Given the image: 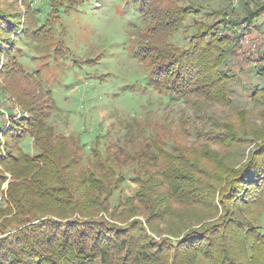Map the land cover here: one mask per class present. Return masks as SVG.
<instances>
[{
	"label": "trees",
	"instance_id": "obj_1",
	"mask_svg": "<svg viewBox=\"0 0 264 264\" xmlns=\"http://www.w3.org/2000/svg\"><path fill=\"white\" fill-rule=\"evenodd\" d=\"M135 2L139 15L149 17L137 49L148 59V83L172 100L187 95L193 104L197 98L225 100L229 77L218 65L227 50L222 46L225 39L216 36L217 23L224 20L195 24L189 46L181 49L168 38L193 6L173 0ZM79 3L45 0L56 14ZM263 12L264 2L244 19L250 24ZM47 18L31 32L33 37L51 33L53 23ZM19 26V16L0 13V56L4 53L10 61L4 70L8 89L27 112L0 138V192L9 175L6 195L14 207L0 206V264H264V227L258 224L264 213V142L237 167L218 163L223 157L209 148L204 153L215 164L210 168L199 158L173 154L171 167L141 170L133 178L139 185L136 194L119 204L121 210L118 205L109 209L124 177L105 161L77 175L76 150H68L63 136L52 141L44 98L50 99V93L23 84V70L10 57V36L18 34ZM258 67L264 75V65ZM251 102L264 105V87L253 88ZM226 130L217 138L240 141L235 130ZM25 136L38 146L36 155L22 149ZM158 153L166 154L163 148ZM159 188L162 192L156 191ZM176 203L198 205L208 213L178 212ZM138 213L142 219L126 222Z\"/></svg>",
	"mask_w": 264,
	"mask_h": 264
},
{
	"label": "rangeland",
	"instance_id": "obj_2",
	"mask_svg": "<svg viewBox=\"0 0 264 264\" xmlns=\"http://www.w3.org/2000/svg\"><path fill=\"white\" fill-rule=\"evenodd\" d=\"M79 2L56 14L45 0H0V13L19 16L21 32L10 36V57L23 70V84L43 95L45 91L50 93V99L44 96L48 107L46 124L53 128V142L63 136L68 150H76L77 175L105 161L124 177L114 190L109 209L118 205L116 208L121 210L123 206L119 204L136 194L139 185L133 178L141 170L171 167L173 154L199 158L201 165L210 168L215 164L204 153L209 148L223 157H218V163L224 161L237 167L264 142V137L253 135L264 136V105L251 102L253 88L264 87V75L258 67L264 65V12L250 24L244 19L264 0H173L182 6H193V12L169 36L173 46L187 48L195 24L224 20L217 23L216 36L225 39L222 46L227 50L218 65L229 77L226 99L219 102L197 98L195 104L188 95L172 100L148 83V59L137 49L145 37L149 17L139 15L135 0ZM46 16L53 23L51 33L33 37L31 32L45 23ZM9 64L3 53L0 138L26 112L8 89L4 70ZM15 109L21 117H15ZM225 128L235 130L240 141L218 139L216 135L227 131ZM21 147L32 156L39 152L29 136L22 138ZM158 148L165 150V156L158 153ZM241 151L242 157H233ZM6 182L1 186L0 206L14 211L6 195ZM156 191L162 192L160 188ZM173 207L178 212L207 210L181 203ZM134 218L142 219L139 214L126 222ZM258 224L264 227V213ZM163 235L166 234L154 236Z\"/></svg>",
	"mask_w": 264,
	"mask_h": 264
},
{
	"label": "built area",
	"instance_id": "obj_3",
	"mask_svg": "<svg viewBox=\"0 0 264 264\" xmlns=\"http://www.w3.org/2000/svg\"><path fill=\"white\" fill-rule=\"evenodd\" d=\"M14 113H15V115H16L15 117H17V118H18V117H21V113H20L19 111H17L16 109H15ZM22 114H23L24 116L27 115L26 112H23Z\"/></svg>",
	"mask_w": 264,
	"mask_h": 264
}]
</instances>
